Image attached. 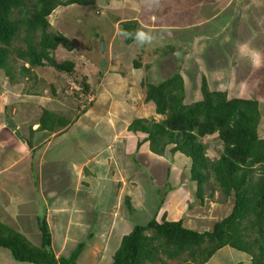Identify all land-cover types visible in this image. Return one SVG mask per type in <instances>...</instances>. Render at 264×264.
Instances as JSON below:
<instances>
[{
	"label": "crops",
	"instance_id": "1",
	"mask_svg": "<svg viewBox=\"0 0 264 264\" xmlns=\"http://www.w3.org/2000/svg\"><path fill=\"white\" fill-rule=\"evenodd\" d=\"M103 1L105 6H99L98 10L102 14L111 15L114 18V23L119 19L117 25H122L124 21H136L139 33L129 45H132L135 50L146 52V56L143 57V59L145 58L143 63L141 57H131L130 62L134 68L144 69L145 76L150 71L158 73L156 63L161 58L155 53V48H147L156 42L161 44L170 43L175 45L176 53L173 57L179 60L178 62L175 61L177 68L179 67L183 72L182 63L187 60L191 61L192 66L195 67L192 74L186 73L187 77H193V85L189 84L187 86V80H185L187 98L189 96L192 101L201 98V82L198 83L197 79L201 81L202 76H206L212 89L219 88V90L226 91L230 97L258 100L263 116L264 93L258 92V90L257 92L249 91V94H240L241 84L257 83L259 86L260 82L256 76L262 73L258 68L252 69V65H241L243 62L238 64L239 60L233 61L232 54L233 50L235 52L236 49L233 44L239 38V42L245 45L244 51H240V53L249 51V55L246 57L251 58L253 62L257 59L254 53L264 49V0H169L168 9L161 16L160 1L163 0ZM69 6H73V4ZM62 7L66 8L67 6ZM123 7L126 8L127 14H123ZM258 21H263V25L258 27ZM207 30H217V34L223 35L224 40H211L210 38L198 40L195 38L198 36L197 32H202L206 38ZM140 33L144 34L143 38L140 37ZM209 42H215L220 47V49L217 48L218 54H221L226 61L222 62L221 65H228L222 74L217 73L215 75V68H211V65H209L211 61H216L218 58L215 54L213 56L207 55L204 50L203 46H208ZM56 52L57 49L55 54ZM230 59L237 64L235 68L231 66ZM125 60H127L126 57ZM136 60L140 62V67H135ZM21 61L24 62L21 65L22 69L23 65H27L24 60ZM148 63L151 66L147 70L145 65ZM239 66L245 68L239 70ZM27 67H30L29 63ZM202 67L206 70L203 71L204 68ZM33 68L31 70L34 71ZM33 71L25 74V77H28V79L30 77L34 81V84L30 85L29 91L16 87L17 74L23 76L21 70L13 79L8 77L5 79L8 88L12 87V91L10 89L0 91L2 93L0 95V116L3 119L2 122L5 121L6 116H9L7 120L10 127V122L16 123L17 127L19 121L17 119H21L16 105L20 104L17 101V103H14L15 96L20 100L26 98L25 107H27V111L37 113L35 116L37 119L31 121V128L35 130L33 135L30 133V128L27 135L17 137L16 131L12 129L8 131L5 124H0V149H3L2 153L7 157L8 155L11 156L9 162H7V157L1 162L5 166H0V216L8 225L19 228L33 243L39 244L42 237L37 218L42 213V206L46 207L42 216L46 217L50 226L53 248L55 252H57V248L62 251L59 256L56 253L57 257L69 254L73 247L83 242L78 235V231L87 232V235L92 239L90 244L86 241L87 244L84 245L81 252L86 251L87 253L79 254V258L81 255L83 259L78 262L79 264H113V255L120 246L123 236L132 230L134 223H145L154 215L159 222H162L164 218L172 221L182 218L184 225L187 227L198 231L209 230L207 228L203 229L202 226L210 224L212 217L197 209L193 218L198 223L191 225L192 220L186 222L187 218L185 216L190 208L194 210L195 207H176L177 204L182 202L188 206L186 198L190 195V200H192V193L197 187L196 182L190 178L191 163L187 156L180 152H168L165 155L157 154L150 149L147 133L125 129L130 140L122 139L125 145L129 146L128 151H125L124 148V151L128 153L124 156L132 163L131 166H128L126 176H124L129 184L123 185L120 190L113 189V191L108 192L105 189L110 184L116 183L118 185L115 177L117 172H114L113 165H109L112 164L110 154L114 151L119 152L120 148L118 146L122 145L121 139H117L118 132L112 121L110 109L107 108V115L99 118L98 114L93 119L95 125L92 128L96 131L94 137L87 135L86 131L90 127L87 122L81 121V117L85 119L86 116L94 112L93 104L86 109L84 108L80 113L75 114L77 110H73L67 112L66 116L61 115V110L54 111L55 108L53 107L55 105L53 103L60 106L64 105V97H62V103L56 101V99H59V92L53 90V95H57L54 99L51 97L44 98L41 89L37 91V86L34 87L37 84L38 77ZM199 75L200 78H198ZM90 81L88 75L87 83L90 84L91 92L93 85ZM238 81H240L239 84L233 86ZM197 86L200 90L196 88ZM51 89H54L53 84H51ZM88 96V94L85 95L86 98ZM50 100L51 103L48 105ZM33 103H36V105H31ZM83 106L81 104V107ZM43 109H48L63 119H67L68 123L64 126H57L51 133L39 131L41 115L38 116V113L43 112ZM158 116L155 118L160 119V115ZM263 121L259 124V134ZM19 122L20 125L27 124L22 119ZM130 122H128V125ZM78 129H81L85 136L78 137ZM33 136L36 137V140L31 144L23 139ZM107 146L114 148V150L112 149L110 152L106 149ZM134 164L138 166L139 172L141 170L138 178L135 175L133 176L132 168L135 167ZM141 166L146 168H140ZM127 171L129 172L128 175ZM181 175H183L182 178H180ZM150 179L152 181L151 185L148 184ZM160 179H162V182H159ZM153 180H156V183ZM101 183L104 185H101ZM169 184L174 189H169L161 197L159 187H166ZM146 186L150 188L149 191H145ZM131 187H135L137 191H132ZM7 195L8 198H5ZM149 196L152 197L151 203H154L151 207L153 214L147 217V220L136 221L140 211L139 204H141L142 209H145L144 205L149 206ZM127 197H129L132 206L138 210L135 215H138L136 220H133L131 215L123 210V207L127 205ZM101 198L102 200L98 202ZM110 199L112 203L108 204ZM139 199L141 200L137 203ZM162 199L164 201L160 205ZM94 203L96 204L95 207H93ZM203 216L206 219H203ZM219 220L214 221L211 228ZM93 229L96 230L93 231ZM218 251L217 256H215L216 252L204 264H237L239 262L241 264H252L251 256L246 252L230 246H224ZM232 252H240L237 254L242 255H236L235 259ZM10 254L1 253L0 264H14L13 262L17 260L15 261L11 252ZM216 257H219V259ZM160 259L162 261H148L146 264H156L157 262L166 264L165 258L160 256ZM16 264L28 263L19 262ZM193 264L197 263L193 262Z\"/></svg>",
	"mask_w": 264,
	"mask_h": 264
},
{
	"label": "trees",
	"instance_id": "2",
	"mask_svg": "<svg viewBox=\"0 0 264 264\" xmlns=\"http://www.w3.org/2000/svg\"><path fill=\"white\" fill-rule=\"evenodd\" d=\"M75 3L93 5L97 9L95 0H0V70L5 77L16 76L12 53L30 64V67L22 66L24 76L37 66L73 73L75 62L58 60L55 50L61 44L68 50H73L74 46L63 33L49 31V16L58 6ZM21 32H24L25 45L13 47ZM121 33L124 42L131 44L139 33L136 21H124ZM134 64L141 66L137 60ZM145 66L148 70L151 65ZM208 82V78L202 76L201 98L187 101L185 78L180 68L175 75L159 83L144 77L145 101L152 102L156 113L163 118L136 117L128 128L147 133L150 149L157 154L180 152L187 156L191 163L190 178L197 184L196 196L202 202L205 200L206 186L213 178L226 196H234L231 212L205 231L185 226L182 218L173 221L164 218L159 222L154 215L145 223H134L114 253L113 264L155 262L161 260L160 253L171 259L186 253L190 260L185 258L182 264H204L224 246L246 252L252 264H264V137L259 134V101L230 97L226 91L212 89ZM82 83L85 92L89 91L87 76ZM67 123V119L43 109L39 131L51 133ZM34 132L31 128V133ZM216 134L223 149L213 160L203 138ZM23 139L32 143L30 138ZM129 200L127 197L130 210ZM37 222L42 237L39 244L33 243L19 228L0 221V247L10 250L13 258L22 263L79 264L77 259L84 242L70 254L57 257L46 217L38 215Z\"/></svg>",
	"mask_w": 264,
	"mask_h": 264
},
{
	"label": "rangeland",
	"instance_id": "3",
	"mask_svg": "<svg viewBox=\"0 0 264 264\" xmlns=\"http://www.w3.org/2000/svg\"><path fill=\"white\" fill-rule=\"evenodd\" d=\"M95 4L99 6H105V2L103 0H95ZM169 4V0H163L160 1V5L162 9L160 11L161 14L166 11L167 5ZM68 7V8H67ZM67 10L65 12L64 7L60 6L52 12L49 16V21L51 23V26L49 27V31H56L63 33L65 36L68 37V39L73 44V50H68L63 44H61L57 48L56 52V58L58 60H72L75 62V70L73 73H67L59 71L55 68L49 67V66H41V67H34V73L38 77L37 84L34 86L37 88V91L41 89V94H44V98L51 97L54 99L57 95H53V90L56 92L58 91V97L59 99H56V101L62 103V97H64L65 104L64 105H58L57 103H53L55 105V110L58 111L61 110V115L66 116L67 112L70 111H76L75 114L80 113L84 110L81 109V104L85 105V109L87 107L92 106L94 112L91 113V115L86 116L85 119L81 117V121L84 123L87 122V125L90 127L88 131H86L87 135H90L94 137L96 131L92 128V126L95 125V119L98 114L99 118H101L103 115H107L108 112L106 111L107 108L110 109V113L112 114V121L115 125V129L117 130V139H121L122 145L118 146L120 148L119 152L114 151V153L110 154V157L112 158L110 161L113 165L114 172L116 171L117 175L116 181L118 182V185L116 183L110 184L109 187L105 190L113 191L120 190L123 185L129 184L128 181L124 176H126V170L128 166H131L132 163L126 159L124 154H128L125 151H128L129 146L125 145V142H123L122 139L130 140L128 138V134H126L125 129L130 130L127 128L128 122H130L133 118L136 117H159L155 113V106L153 103H149L145 101V90L146 87L142 83V78L144 79L145 71L144 69H136L134 68L133 64L130 62V58H139L141 57L143 59L144 56H146V52H140L139 50H135L132 48V45H127L122 37L121 33V24L117 25L118 20L114 23V18L111 15H105L101 14L100 11L96 12V8L94 6L90 5H79V4H73V6H67ZM123 14H127V10L125 7L122 9ZM63 17V21L61 22V19ZM61 23V25H60ZM258 27L263 25V21H258ZM198 36L195 38L198 40L207 39L210 38L211 40H219L223 41L224 37L223 35L220 36L217 34V30H207V36L205 38V35L202 34V32H197ZM215 33V34H213ZM24 32H21L19 35V38L13 42V47H19L24 46ZM240 38L233 44L235 45L236 49L235 52L233 50L232 58L233 61L239 60L238 64L240 62H243L241 65H252V69L258 68L260 69V72L262 74H259L256 76L258 81L260 82L259 86L257 83H251V84H241V92L242 93H248L249 91L254 92H261L264 93V49H262L259 52L254 53L255 56H257V59L253 62L251 61V58L246 57L249 55V51L240 53V51H244L245 45L239 42ZM104 43V45H103ZM203 46V44H202ZM155 48V53L158 54L161 58L157 61L156 66L158 68V73H154L153 71H150L147 73L145 77H148V79L153 83H159L163 81L164 79H167L173 75H175L178 71L177 65L175 63L178 62V58H174L173 55L176 53L175 45H172L170 43H159L156 42L154 45H151L147 49H153ZM204 50L206 51L207 55L213 56L215 54L218 56L216 61H211L209 65H211V68H215L214 74L217 73H223L228 65H221L222 62H226L225 59L222 57V55L218 54L219 51H217L218 45L215 42H209L208 46H203ZM183 52V51H182ZM62 53L63 56H62ZM218 54V55H217ZM227 55V54H226ZM158 56V57H159ZM125 57L127 60H125ZM12 64L15 74L20 72L21 65L24 64L21 60L17 58V56L12 53ZM201 60V59H200ZM145 61V58L142 60ZM150 61V60H149ZM188 61V60H187ZM183 62V72L182 75L187 80V86L193 85V77H187V74H192V71L195 70V67L192 66V62ZM202 61V60H201ZM231 66L235 68L236 63L232 62V59L229 60ZM25 64L28 66V63L25 62ZM129 64V65H128ZM204 68V67H202ZM245 67L239 66L238 69H244ZM136 69V70H135ZM206 70V68L203 69V71ZM240 73V72H239ZM0 91L6 89H10L12 91V87L8 88L7 82L5 79L4 71L0 70ZM90 76V82L92 83V95L93 100H85L84 96H79L78 92H80L84 85L82 81H86V76L88 79V75ZM149 74V75H148ZM202 76V74H201ZM222 77V76H218ZM216 77V78H218ZM17 82L16 87L21 88L22 90H28L30 89V85L34 84L33 79L29 77L18 76L17 74ZM200 78V75L198 76ZM198 83L201 82L199 79ZM240 81L234 83L233 86H236L239 84ZM10 83V81H9ZM51 84H53L54 89H51ZM11 85V84H10ZM33 87V88H34ZM101 87V88H100ZM196 88L199 89V86ZM80 89V90H79ZM190 89V88H189ZM200 90V89H199ZM198 90V91H199ZM216 90V88H215ZM219 90V88H217ZM247 90V92H245ZM84 91V90H83ZM193 91V90H191ZM45 92V93H44ZM78 94H77V93ZM87 93V92H86ZM2 93L0 92V95ZM39 94V95H41ZM230 96V95H229ZM15 102L19 103L20 105L16 104L19 109V116L22 120L27 122V124H21L20 120L18 121V126L16 127V123L13 126L10 122L11 127L8 123V117L6 116L5 121L2 122V117L0 116V124H5L6 130H14L16 131L17 137H23L27 135L28 130L31 128V123L35 121V116L37 113L29 112L27 111L26 105V98H22L21 100L18 99V97H14ZM12 101V100H11ZM17 101V102H16ZM49 101V100H47ZM187 101H191V99L187 98ZM51 100L48 105H50ZM52 104V105H53ZM31 105H36V103H33ZM30 106V105H29ZM9 107V106H8ZM38 109V107H36ZM261 111V110H260ZM15 113V112H14ZM12 113V114H14ZM43 112H39L38 116L42 115ZM16 116V115H13ZM37 116V117H38ZM163 118V116H160V119ZM11 119V118H10ZM264 120V114L262 116L261 114V121ZM32 121V122H31ZM120 124V125H119ZM103 125V124H102ZM98 126V125H96ZM131 131V130H130ZM31 133V132H30ZM33 135V133H31ZM78 137L85 136V133L81 130H77ZM30 135V134H29ZM260 135L264 136V121L263 124H261L260 129ZM27 138V137H26ZM32 139V143L35 142L36 137H30ZM217 138V136H207L205 139L203 138V141L207 145V153L211 157V159L216 160L218 156L221 153V150L223 149V144L221 141ZM125 148V151H124ZM106 149H108L110 152L114 148L107 146ZM3 149H0V166H5V164H1V162L4 161V159L7 157V155H4ZM11 156L8 155L7 162L10 161ZM135 167L132 168V172H134L133 176L135 175L137 178L140 177L139 168L136 164H134ZM148 167V166H147ZM140 168H146L145 166H141ZM130 171V170H128ZM127 171V175L128 172ZM183 175L180 176L182 178ZM50 178V177H49ZM153 179V178H152ZM154 181V180H153ZM156 181V180H155ZM154 181V182H155ZM159 182H162V179L159 180ZM156 183V182H155ZM131 184L135 185V183L131 182ZM149 185L152 184L151 179L149 180ZM167 184V183H166ZM101 185H104L101 183ZM102 187V186H101ZM149 187L146 186L145 191H149ZM169 189L171 188V185H167L166 187H159L160 190V196L164 193H167ZM131 190L136 192L137 189L135 187H131ZM205 200L202 202L197 196H196V190L192 193V200H190V195L186 198V201L188 202V206H186L183 202L180 204H177L176 207H195L194 210H191L190 208L187 212V215L185 216L187 218V221L192 220L191 225H196L198 222L196 219L193 218V215L196 213L195 210L200 209V211H203L206 215L212 217L213 219L210 221V224H206L203 227V229H212L211 226L214 221L219 220L222 216L226 215L228 212H230L231 207L234 203V196H226L216 185L213 178L210 179L209 184L206 186L205 190ZM148 202L149 206H145V209L141 208V204H139L138 207H140V211L138 213V210L136 207H131V211L126 205V207H123V210L128 212L133 220H136L137 216H135L137 213L139 214L138 219L136 221L147 220V217L151 216L153 214V210L151 207H153L154 203H151L152 197L149 196ZM8 198V195L5 197ZM102 198L99 201H101ZM139 199L137 203L140 201ZM112 200L110 199L108 204H111ZM151 203V204H150ZM124 205V202H123ZM134 205V204H133ZM96 204H93V207H95ZM128 210V211H127ZM43 213V206L42 211ZM41 213V215H43ZM203 219H206V217L203 216ZM0 221L2 223L8 224L5 220H3L0 216ZM209 227V228H208ZM97 229V228H96ZM96 229H93L95 231ZM202 229V230H203ZM79 237L82 239V241L85 243H91L92 239L87 235V232L85 231H78ZM88 236V237H87ZM74 237V233H73ZM85 239V240H84ZM87 241V243H86ZM75 247H73L69 254L74 250ZM66 250V249H65ZM234 251V250H232ZM61 252L59 248H57V255H61ZM83 254H86V251H83ZM2 254H10V250L7 248L3 249V247H0V260L2 257ZM217 253L215 256H217ZM233 256H241L242 254H237L240 252H232ZM160 256L162 258H165V263H172V264H182L184 262L185 258H189V256L186 253L181 254L179 257L175 259H167L166 254L160 253ZM219 259V257H216ZM236 259V258H235ZM83 260L78 256L77 261ZM16 261V260H15ZM14 264L19 262H13ZM156 264H160V262H157Z\"/></svg>",
	"mask_w": 264,
	"mask_h": 264
},
{
	"label": "clouds",
	"instance_id": "4",
	"mask_svg": "<svg viewBox=\"0 0 264 264\" xmlns=\"http://www.w3.org/2000/svg\"><path fill=\"white\" fill-rule=\"evenodd\" d=\"M75 4H77V3H75ZM70 5H71V4H70ZM79 5H81V4H79ZM68 6H69V5H68ZM85 6H86V5H85ZM91 6H93V5H90V7H91ZM58 7H59V6H58ZM58 7H57V8H58ZM98 7H99V5H97V10H96V12L100 11V10H98ZM57 8H55L53 11H55ZM101 14H102V13H101ZM139 35H140L141 38H143V36H144L143 33H140ZM79 90H80V89H79ZM83 90H84V87H83V89H82L80 92H78L79 94H78V93H77V94H78L79 96H84V97H85L86 94H88L89 96H88L87 98L85 97L86 99H84V101H85V100H88V101L93 100V99H92V93L90 92V87H89V91H87V93L85 92V90H84V91H83ZM89 92H90V93H89ZM81 108H82V109L85 108V105H84L83 107H81ZM156 114H157V113H156ZM158 115H160V114H158ZM160 116L162 117V115H160ZM157 120H159V119H157ZM216 136H217V134H216ZM217 138H218V137H217ZM218 141H219V140H218ZM221 143H222V142H221ZM222 219H223V218H222Z\"/></svg>",
	"mask_w": 264,
	"mask_h": 264
},
{
	"label": "water",
	"instance_id": "5",
	"mask_svg": "<svg viewBox=\"0 0 264 264\" xmlns=\"http://www.w3.org/2000/svg\"><path fill=\"white\" fill-rule=\"evenodd\" d=\"M103 45H104V43H103ZM11 124H12L13 126L15 125L14 122H11ZM45 208H46V207H43V210H45ZM42 218H44V216H42Z\"/></svg>",
	"mask_w": 264,
	"mask_h": 264
}]
</instances>
